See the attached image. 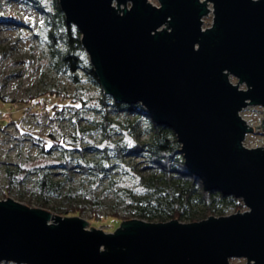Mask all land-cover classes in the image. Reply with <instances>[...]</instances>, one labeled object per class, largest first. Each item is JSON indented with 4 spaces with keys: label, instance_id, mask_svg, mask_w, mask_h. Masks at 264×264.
<instances>
[{
    "label": "water",
    "instance_id": "water-1",
    "mask_svg": "<svg viewBox=\"0 0 264 264\" xmlns=\"http://www.w3.org/2000/svg\"><path fill=\"white\" fill-rule=\"evenodd\" d=\"M158 1L59 0L103 91L172 128L204 189L248 210L191 223L130 219L105 232L1 199L0 263L264 264V146H244L255 129L240 114L264 107V0ZM207 1L215 18L203 30Z\"/></svg>",
    "mask_w": 264,
    "mask_h": 264
},
{
    "label": "trees",
    "instance_id": "trees-1",
    "mask_svg": "<svg viewBox=\"0 0 264 264\" xmlns=\"http://www.w3.org/2000/svg\"><path fill=\"white\" fill-rule=\"evenodd\" d=\"M21 1L43 18L51 70L68 76L75 84L81 83L85 75L100 88V100L97 106H91L76 94L49 106L50 118L70 122L73 132L69 138L28 133L41 146L43 155L57 153L60 160L39 170L21 164L6 168L8 190L25 187L28 179L36 175L34 195L42 209H51L61 216H83L90 212L96 220L113 217L114 230L130 219L149 222L178 219L191 223L243 209L241 199L204 189L202 181L187 167L181 143L172 128L156 124L141 104L117 102L103 91L82 34L67 22L59 0H51L50 4L44 0ZM0 23L20 25L11 19H0ZM3 87L0 83V100L7 101L1 94ZM50 95L59 97L56 92ZM88 110L95 115L88 116ZM89 136L97 137L98 144L89 143L86 140ZM127 177L133 180L131 185L122 184ZM109 204L113 212L103 213Z\"/></svg>",
    "mask_w": 264,
    "mask_h": 264
},
{
    "label": "rangeland",
    "instance_id": "rangeland-1",
    "mask_svg": "<svg viewBox=\"0 0 264 264\" xmlns=\"http://www.w3.org/2000/svg\"><path fill=\"white\" fill-rule=\"evenodd\" d=\"M47 4L51 0H44ZM158 4V0H153ZM0 19H11L20 23L19 26L4 25L0 23V83L4 84L2 95L7 101L0 100V200L14 199L32 208H41L34 195L36 175L28 179L25 187L7 189L6 168L21 164L27 168L39 170L41 166L56 164L60 160L57 153L43 155L41 146L37 144L28 132L37 136L48 137L54 134L60 138L72 134L70 122L58 118H50L48 107L54 102H63L69 98L81 95L88 105L97 106L100 100V88L88 81L85 75L82 82L75 84L66 75H59L49 67L47 48L45 44L46 28L39 12L21 0H0ZM213 18L207 19L205 27L212 24ZM37 34V35H36ZM231 81L238 84V79L231 76ZM241 88L246 89L245 84ZM56 92L59 97L50 95ZM31 102V104L29 103ZM88 116L95 114L88 110ZM241 116L254 127V133H248L244 146L259 148L264 146V107L249 106L244 109ZM14 120L20 124L16 127ZM89 143H97V137L89 136ZM133 180L125 178L122 184L131 185ZM244 204V202H243ZM56 214L51 209H46ZM248 210L245 206L241 210ZM113 207L109 204L103 212L109 214ZM239 211L229 210L225 214L214 216H227ZM58 215V214H57ZM211 216V215H210ZM89 222L88 228H99L105 232H113V217L93 219L91 213L80 216ZM97 221V222H95ZM246 259H231V264H246ZM0 264H16L2 262Z\"/></svg>",
    "mask_w": 264,
    "mask_h": 264
},
{
    "label": "built area",
    "instance_id": "built-area-1",
    "mask_svg": "<svg viewBox=\"0 0 264 264\" xmlns=\"http://www.w3.org/2000/svg\"><path fill=\"white\" fill-rule=\"evenodd\" d=\"M153 5H156V6H160V3H159V1H158V4H155L154 2H153V0H149ZM201 2H205L206 0H200ZM207 6H208V10H210L209 12H208V14L206 15V16H204L203 17V19H202V22H203V30H206V29H208V28H211L213 25H214V18H215V13H214V11H215V8H214V4L212 3V2H210V1H207ZM117 4L115 3V6H116ZM123 7V6H122ZM129 7H130V4H129ZM213 18V22H212V24L210 25V26H208V27H205V25H206V22H207V19H209V18Z\"/></svg>",
    "mask_w": 264,
    "mask_h": 264
}]
</instances>
